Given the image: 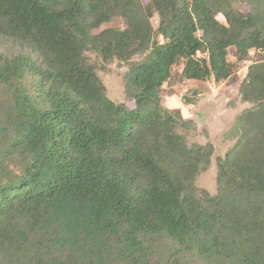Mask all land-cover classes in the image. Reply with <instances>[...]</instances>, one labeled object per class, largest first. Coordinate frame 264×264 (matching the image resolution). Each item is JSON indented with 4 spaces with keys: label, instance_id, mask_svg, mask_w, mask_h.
I'll use <instances>...</instances> for the list:
<instances>
[{
    "label": "trees",
    "instance_id": "1",
    "mask_svg": "<svg viewBox=\"0 0 264 264\" xmlns=\"http://www.w3.org/2000/svg\"><path fill=\"white\" fill-rule=\"evenodd\" d=\"M231 49L260 56L212 196L214 146L188 145L161 91L181 61L227 81ZM88 52L129 65L134 108ZM0 112V264H264V0H0Z\"/></svg>",
    "mask_w": 264,
    "mask_h": 264
},
{
    "label": "rangeland",
    "instance_id": "2",
    "mask_svg": "<svg viewBox=\"0 0 264 264\" xmlns=\"http://www.w3.org/2000/svg\"><path fill=\"white\" fill-rule=\"evenodd\" d=\"M147 4L148 0H143ZM224 22L222 17H219ZM155 28H158L159 18L153 19ZM106 29H125L122 19L105 24L99 31ZM2 50L9 54L18 51L8 44ZM92 64L98 69V75L107 89V97L116 104H126L134 108V102L126 93L125 77L129 71V65L118 60L106 63L94 52L86 54ZM260 53L251 51L246 60L237 61L236 50L231 49L229 61L233 65L234 73L225 82L216 83L214 80L206 82L187 81L182 76L184 62L181 61L174 68L172 77L161 91V99L164 108L180 116L183 123L177 128V132L185 137L189 146L212 144L214 155L211 166L206 172L200 174L196 185L199 189L207 191L215 196L218 193V158H224L238 142L235 126L239 116L253 107L252 104L243 102L241 86L247 77L249 67L257 61ZM144 56H137L133 62H140ZM6 105L10 106L7 100ZM1 114V112H0ZM2 115V114H1Z\"/></svg>",
    "mask_w": 264,
    "mask_h": 264
}]
</instances>
